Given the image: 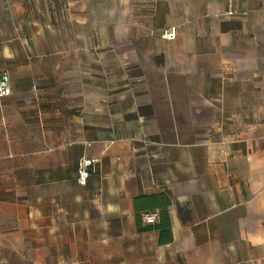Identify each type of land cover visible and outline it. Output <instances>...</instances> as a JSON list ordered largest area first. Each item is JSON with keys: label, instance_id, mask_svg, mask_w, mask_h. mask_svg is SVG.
Masks as SVG:
<instances>
[{"label": "crops", "instance_id": "obj_1", "mask_svg": "<svg viewBox=\"0 0 264 264\" xmlns=\"http://www.w3.org/2000/svg\"><path fill=\"white\" fill-rule=\"evenodd\" d=\"M3 72L0 264H264V0H0Z\"/></svg>", "mask_w": 264, "mask_h": 264}, {"label": "built area", "instance_id": "obj_2", "mask_svg": "<svg viewBox=\"0 0 264 264\" xmlns=\"http://www.w3.org/2000/svg\"><path fill=\"white\" fill-rule=\"evenodd\" d=\"M166 38H171V34L167 33ZM11 90V77L7 72L0 73V99L4 97H9L12 95ZM150 144V142H148ZM79 168V178L81 183L85 184L86 180L88 179L89 173L88 170L90 167H93L94 161L91 159L86 160L82 159L80 162ZM158 213H149L142 215L143 223L146 226L155 225L157 223Z\"/></svg>", "mask_w": 264, "mask_h": 264}, {"label": "trees", "instance_id": "obj_3", "mask_svg": "<svg viewBox=\"0 0 264 264\" xmlns=\"http://www.w3.org/2000/svg\"><path fill=\"white\" fill-rule=\"evenodd\" d=\"M160 201L157 202V199L155 198H150V199H153L155 200V204L157 205L158 208L161 209V212H160V220H161V223L160 225L157 227L159 230H164L165 228H169L170 226V221L168 220V214H167V207L168 205L170 204V200L167 198V197H157ZM163 203V205H162Z\"/></svg>", "mask_w": 264, "mask_h": 264}]
</instances>
